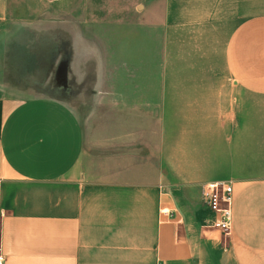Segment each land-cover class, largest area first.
Returning <instances> with one entry per match:
<instances>
[{
	"label": "crops",
	"instance_id": "0c3cea01",
	"mask_svg": "<svg viewBox=\"0 0 264 264\" xmlns=\"http://www.w3.org/2000/svg\"><path fill=\"white\" fill-rule=\"evenodd\" d=\"M66 3L73 24L107 21L105 3ZM9 8L0 2L2 24ZM114 8L125 15L115 24L179 46L180 61L194 58L206 75L202 96L179 104L193 128L180 130L177 145L152 134L140 156L138 129L125 131L123 147L115 115L99 120L91 144L64 102L0 96L2 264H264V0H116ZM94 9L99 17L89 16ZM132 52L137 61L151 51ZM162 57L165 73L170 50ZM131 95L125 101H154L140 87ZM221 180L234 190L228 234L206 224L201 197L203 184Z\"/></svg>",
	"mask_w": 264,
	"mask_h": 264
},
{
	"label": "rangeland",
	"instance_id": "374dc122",
	"mask_svg": "<svg viewBox=\"0 0 264 264\" xmlns=\"http://www.w3.org/2000/svg\"><path fill=\"white\" fill-rule=\"evenodd\" d=\"M2 1L10 5L4 13L10 21L0 22V96L64 102L75 110L83 125L84 141L91 144L97 139L99 120L115 115L123 130V147L130 144L125 131L138 129L140 156L148 154L146 144L152 134L157 144L170 134L171 143L177 145L180 130L193 128L194 123L179 113V104L202 96L196 86L206 75L195 72L194 58L180 61L179 46L166 48L156 36L146 42L142 36L146 31L132 33L129 25L115 24L114 17L120 14L114 10L116 0H92L105 3L106 23L78 25L68 19L67 0ZM25 5L28 7L23 9ZM89 16L99 17V12L94 9ZM136 50L151 52L136 61L132 57ZM163 50L171 52V58L165 59V73ZM183 51L191 52L189 47ZM130 66H137L135 75L129 72ZM138 87L154 101H125ZM99 90L107 91V101ZM114 97L122 101H111ZM165 104L170 106V120L164 115Z\"/></svg>",
	"mask_w": 264,
	"mask_h": 264
},
{
	"label": "built area",
	"instance_id": "2783aa9c",
	"mask_svg": "<svg viewBox=\"0 0 264 264\" xmlns=\"http://www.w3.org/2000/svg\"><path fill=\"white\" fill-rule=\"evenodd\" d=\"M206 224L224 234L231 230L233 220L234 190L230 181L210 182L201 186ZM4 261L0 254V264Z\"/></svg>",
	"mask_w": 264,
	"mask_h": 264
}]
</instances>
